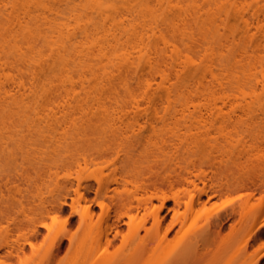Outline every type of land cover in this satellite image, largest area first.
Listing matches in <instances>:
<instances>
[{"label": "bare ground", "instance_id": "1", "mask_svg": "<svg viewBox=\"0 0 264 264\" xmlns=\"http://www.w3.org/2000/svg\"><path fill=\"white\" fill-rule=\"evenodd\" d=\"M110 1L112 0H82L79 3L77 0L76 2L75 0H0V223L4 219L9 221L8 227L12 224V232L20 230L22 223L17 216H14L15 212H9L10 206L3 207V205L8 201L7 195L14 197L13 194H20L23 188L21 185L30 182L29 184L35 187L33 190L36 189L37 203L32 210V217L26 221L29 228L26 243L31 248L33 258L38 259L39 264L56 263L63 249L62 235L55 228L58 214L64 211L66 206L71 208L72 214L77 213L76 201L84 200L85 194L94 191L95 199L78 211V225L83 229L80 230L81 238L88 237L89 243H84L81 238L77 241L73 237H68L69 251L79 243V251L84 252L83 259L79 256L77 260L79 262L76 261L75 264L157 262V264L159 262L185 264L189 260L193 264H200L209 237L223 229V222L227 219L232 221L239 218L238 223L243 226L254 210L252 207H254L255 195L249 193L240 197L238 203L231 204L228 210L225 209L224 214H218L205 226L199 225L206 203L202 199L203 196L209 201L213 195L223 191H245L250 190L251 187H255L254 191L258 192L257 181L254 180L256 178L259 180L258 183L262 182L260 189L264 187V163L260 162V158L264 157V125H262L264 117L258 125L253 126L258 117L249 116V124L242 129L243 131H236L239 127H234L235 134L246 132V136L250 139L237 140L235 145H227V147L211 146L212 149L220 152V156L210 159L209 167H215L221 174L226 173L228 178L225 185H220L219 189L214 190L212 187L208 188L206 184L202 188L198 186L197 181L207 177L204 170L198 169L197 173H180L175 177L168 175L158 183L145 178L110 181L98 179L95 186L79 181L74 188L69 180L61 182L56 170L59 163L62 164L65 160L63 163H66L71 159V156L65 154L70 152L74 137L68 138L61 132L60 135L56 116L60 110L99 106L100 101L117 100L118 96L111 93L113 90L110 86L115 85V80L120 81L122 78L119 83L125 87L124 99L126 97L132 101L130 103L135 108H139L143 102L155 106L158 101H165L170 110L174 108L169 118L171 120L169 122L173 125L169 123V130H166L173 136L171 134V137L162 140L160 146L155 145L154 150L149 152V156L157 157L158 154L165 156L161 165L164 171H167L171 168L170 162L177 159L169 158L168 152L174 150L175 154L189 146L186 138L174 135L173 131L178 130L179 126H185L184 128L189 130L197 125L196 128L199 129L205 126L204 122L208 117H222L221 120L227 119L226 121L234 119L230 114L222 113L221 108L218 109V113L210 110V107H216L219 101L222 105L233 107L240 102L248 104V99L252 100L251 102L254 99L259 100L254 95L256 85H250V91L246 92L244 85L239 84V73L235 75V77L239 76L236 79L231 70H238L235 67L239 65L241 74L247 71L250 73L253 69H257L259 63L258 68H262L261 81L264 89V58L261 59L255 54L256 57L252 55L250 59L249 56L246 57L250 52L244 49L242 54L237 53V56L234 55L230 61L227 59V64L223 65L221 61L219 62L222 66L221 70L231 72L233 75L228 73L226 76L222 72L224 74L222 77L225 78H218L213 73V68L216 67L213 66L214 60L210 65L201 67L197 63L195 67L196 61L190 58L187 51L191 48L189 44H196L207 38L206 32L209 31L207 25L212 26L218 21L221 23L229 22L231 19L240 21L244 25L243 33L249 39L251 27L255 22L256 30L264 35V0H203L202 4L206 7L198 5L202 12L194 9L198 8L197 6H192V10H186L188 6L183 9L184 6H181L182 3L180 5L178 0L177 4L174 3L177 8L179 7L178 15L175 14L177 9L175 10L173 6V0H143L146 3L141 0L140 4L139 0H135L139 8L137 6L130 8L131 0H128L130 6L129 9L124 8V12L117 9L120 5L115 8L114 4L118 5L120 0H113L115 2H112L113 5ZM121 1L127 2V0ZM152 2L154 6L158 5L159 11L158 7L153 8ZM155 2L158 4L156 5ZM147 3H150V6ZM172 9L175 10L174 13H169ZM91 12L94 16L89 17L92 15ZM170 31L179 32H175V36L171 38L166 34ZM216 34L213 35L217 40L220 35ZM176 35L179 38H176ZM179 41H182V45L188 50H184L181 44L175 43ZM218 41L219 45H223L221 39ZM239 56L242 58L239 59ZM216 60L218 62L222 59ZM193 66L200 73V77L191 78L190 71L194 69ZM146 70L148 74L139 76L140 72ZM47 72L49 73L46 74ZM45 74L48 76L45 77ZM74 74L78 80L75 79ZM40 75L39 78L45 79H38ZM130 80L135 81L137 88L142 90L140 95H136L134 89L132 90ZM76 85L85 90L82 95L75 90ZM194 87L196 90L203 88L204 94L201 96L206 103L202 105L210 108H205L206 113H202L201 109L197 111L198 113L190 112L188 109L189 103L187 104L186 101L197 97L193 95ZM153 88L162 95L159 92V95L155 92L157 96L154 95L155 93L151 95L150 91ZM178 105L181 107L180 110L176 109ZM31 113L34 116H44L34 120L35 123L31 121V125L34 124L33 127L31 126L34 131L27 127ZM237 122L240 123V120ZM187 123L190 124L186 125ZM29 131L31 133H28ZM209 135L207 131L204 136L209 139ZM133 136H136V142L141 141L139 133ZM208 143V140L204 141V145ZM255 156L259 159L253 160ZM252 169H256L255 173L251 171ZM229 172L231 174H227ZM251 183L254 185L250 186ZM176 184L181 189L173 191ZM112 185L117 187L111 189ZM128 185L133 186V189H128ZM119 186L123 187L121 191ZM164 187L169 190L163 189ZM257 187L259 188V185ZM71 195L77 198H72ZM68 198L71 200L70 204L67 203ZM99 199L117 200L119 211L112 219L108 212L104 211L106 208L104 202ZM170 201L172 207L166 208V203ZM263 201L264 199L261 198L262 203ZM95 207L100 208L104 213L102 212L101 216L97 215ZM164 209L167 210L166 214H162ZM170 212L171 216L168 219ZM9 213L13 214L12 217ZM96 217H99L97 221L104 220L105 228L97 227L100 222H94ZM255 217L254 227L245 237L247 239L242 243L241 248L237 250L239 257L246 252L249 240L264 234V224L261 222L264 217V207ZM94 223H97L96 228ZM123 225L127 227L126 230L123 229ZM85 226L88 227V231L84 230ZM43 230L46 233H43ZM173 233L180 238L176 254L174 253L171 258L173 260L170 262L168 258L155 262L156 256L168 250L170 236ZM40 237L42 242L35 245L32 241H37ZM118 241L121 243L119 251H126L127 254L114 252L115 254L112 255L113 253L108 252L109 248H113ZM21 251L22 248L16 246L8 252V256H13V253L18 255ZM241 251L244 253L239 254L238 252Z\"/></svg>", "mask_w": 264, "mask_h": 264}, {"label": "rangeland", "instance_id": "2", "mask_svg": "<svg viewBox=\"0 0 264 264\" xmlns=\"http://www.w3.org/2000/svg\"><path fill=\"white\" fill-rule=\"evenodd\" d=\"M81 1L82 0H80L79 2L77 0V2L79 3H81ZM114 1L113 0L110 1L111 4ZM120 1H118L119 3L118 5L117 3L114 4L115 3L114 2L113 4L116 5V7L115 6L113 7L117 8V6L120 5L122 7L119 6V8L117 9L124 12L125 11L124 8L129 9L128 7L130 5H131L130 8L135 7V6L139 8L138 3L140 4L143 0L142 1L139 0L140 2H138L137 4H136L137 0L136 1L131 0L132 3H130L131 2L130 1L129 2L130 5L128 4V0L127 2L125 1V3H123L122 1L120 2ZM153 1H157V0H153ZM176 1L177 3L179 2L178 0H175V1L173 0V4L174 3L177 4ZM182 1L180 0V5L182 3L181 6H184L183 9H186V7L188 6L186 10L188 9L192 10L193 9L192 6L198 7V5L199 7H203V8L206 7L204 4H202L204 3L203 0L202 1L201 0H184L183 2ZM121 3L123 5H121ZM150 3H147V5L150 6ZM157 4L158 2L156 3V5ZM175 4L173 5L175 10L177 9L175 14L178 15L179 7L177 8ZM151 5L154 6V2H152ZM137 7L136 9H138ZM156 7H158V5L154 6L153 8L156 9ZM64 8L63 9L61 8V9L64 10ZM198 8L195 7L194 9H197L202 12V10ZM173 9H172V12H170L171 10L170 9L169 13H174L175 10ZM158 11H159V7H158ZM82 12H79V13L82 14ZM86 12L90 14V12L88 11ZM168 15L170 16V14ZM92 16H94L93 13L91 16L89 15V17H92ZM70 23H72V21ZM254 24L251 27L250 39L247 38L243 33L244 25L238 20L231 19L229 20V22H226V23H223V22L221 23L218 21L216 24H213L212 26L207 25L208 28L207 27L206 28L207 30L209 29V31L206 32L208 33L207 38L205 40H201L199 43L189 44L191 47L189 48V50L188 48H185L186 46L182 45V41L175 42V43L176 44L178 43V45L181 44V46L184 47L183 48L184 50H188L187 54L189 53L188 55L190 56V58L192 57V59L196 61L194 65L195 67L197 63H198L197 65H201V67H203L204 65L206 66L210 65L212 63V60H214L213 62L215 64H213V66H216V67L214 68L212 67L214 71L213 73L218 78H225V76L224 77L222 76L224 74L227 76L229 72L227 73L226 71L221 70L222 66L220 65V63H222L223 65L227 64L228 63L227 59H229L228 61H230V59L234 55L237 56V53L242 54L244 49H246L248 52L251 53V54L248 53L246 57L248 56L250 57L252 55H253L252 57H256L257 55L261 59L264 58V35L256 30V27H254L256 26V24L255 25ZM171 32L172 31L166 34L170 35V37L172 38V36H175L176 31L174 33H171ZM214 33L215 34L217 33L216 35H220V37L217 40L215 39L217 37L213 35ZM177 35H176V38H179V36L177 37ZM219 39H221V42H222L221 44L223 45H219V41H218ZM184 43L185 42H183V44ZM48 53L49 52H47V54ZM220 58L222 60H219L217 62L216 59H220ZM238 58L241 59L242 57L240 58L239 56ZM258 61L260 60L258 59ZM229 64H231V62ZM258 64L256 67L257 69H253L252 72L250 73L249 71L245 72L246 75L245 73L244 74L240 73L241 69L239 70L240 68V67L238 68L239 65L237 66L234 65V67L236 66L235 68H237L238 70H234V69H232L234 71L231 70V72H233L234 74V77L235 75L239 73L240 78L239 76H236L235 78L236 79L239 78L238 79V81L240 82L239 84L242 86L244 85L246 92L250 91L249 90L250 85H256V90H255L254 95L258 97L259 99L258 101H256L257 99L256 100L254 99L253 102H251L252 100L250 101L248 99L247 100L248 104L246 102H240V104H237V106L235 105L233 107L229 105L227 106L222 105V103L219 101L217 102L216 107L213 106V107H210L211 108L210 109L202 105L206 103L204 102L203 97L201 96L202 94H204L203 88L200 87L198 90H196L195 87L193 88V95H197V97L195 96L194 99L192 98L190 101L188 100L189 102L186 101L187 104L189 103L188 109L190 112L195 113L201 109L202 113H206L207 111L206 109H210L214 113V112H217L219 108H221L222 113L230 114L231 116L234 117V119L230 121H226L227 119L221 120L222 117H219V118L218 117L215 118L216 116L211 117V118L208 117V119H206L204 122L205 126L199 129L196 128L197 125L191 127L189 130L184 128L185 126H179L178 130L173 131L174 135H180L181 137L186 138L187 140L186 142L189 143V146L188 148H184L180 152H177L175 154H174V150L168 152L167 156L169 158L171 157L173 159L174 158H177V159L172 160L170 162L171 168H169L167 171H164V168L161 165V163L164 162L165 156H162L160 154H158L157 157H154L152 155L149 156V152L154 150L153 148H155L154 147L155 145L156 147L160 146L162 143V140L171 137V134H172V133L171 134L167 133L166 130H169L168 124L171 122L169 118L171 117L173 113L172 110L174 108L171 110L168 109L169 107L165 101H162V102L158 101L156 102L155 106L143 102L142 104L144 105L141 104L139 108L137 107L135 108V106H133L130 103L132 101H130L126 97L124 99L125 90L123 89H125V87L120 85L122 83H119L120 81H122L121 80L122 78H121L120 81L118 79H117L118 81L115 80L114 82L115 85L113 84L111 85L113 87L110 86V88L114 91V92L112 91L111 93L118 96L117 100L116 99L103 100L102 102L100 101L101 105L99 104V106L98 105H94L93 107L83 106L84 108L78 107L76 109L75 107L74 109L60 110L56 116L57 127H58L57 130L59 131V133L60 132L64 133L66 137L68 138L74 137L73 138L74 144L70 148L69 150L70 152L68 154H65L66 156H71L70 157L71 159H68L66 163H63L66 160L62 161V164L59 163V166L56 170L58 179L61 182L67 181V180L71 181L74 185V188L76 187L79 181L82 183H88V184L95 186L96 180L98 179L110 181L112 179H126V180L133 179L134 180L136 178H139V179L145 178L152 182L158 183L164 177L168 175L175 177L179 175L180 173H183V174H186L187 172L197 173L198 171L196 170L198 169V170H204L207 175V177L205 176L204 180L197 181L198 186L200 188H202L203 185L206 184L208 188L212 187L214 188V190L219 189L220 185H225L227 183L228 178H226V173L221 174L215 167L213 168L209 167L210 163H208V161L212 158H217L218 156H220V152L215 151V149H212L211 146H219V147L226 146L227 147V145L228 146L235 145L237 143V140L250 139L248 136H246V132L245 133L239 132L238 134H235L234 127L238 126L239 130H236V131H241L242 129H245L248 126L247 124H249L248 122L249 116H253L256 118L258 117V120H256L257 121L256 124H253V126L258 125L261 122V119L264 117L263 116L264 89L262 86L263 83L261 81L262 68L261 69L260 67L258 68ZM222 72H224V74ZM231 72L229 74H232ZM48 73L49 72H47L46 74ZM46 74H45V77L48 76V75L46 76ZM146 74H148V70L140 72L139 76L146 75ZM199 74L200 73L196 70V68L191 69L190 71L191 78L192 77L198 78L200 77ZM38 75H39V72H38ZM41 75L38 76V79L44 80L45 78H39L41 77ZM123 76L125 77V75ZM74 77L76 80H78L75 74H74ZM129 84L132 86V90L134 89L133 91L136 93V95H140V93H142L141 92L142 90L140 91V89L137 88L135 81L130 80ZM80 88L78 85H76L75 90L77 92H80L78 94H81V93L83 94L85 90L80 89ZM106 89H108V87H106ZM150 92H151V95H153L155 92H157L158 94L159 91L153 88ZM159 93L160 95H162L161 92ZM157 94L155 93L154 95L157 96ZM89 102L94 103L93 101H89ZM72 104L74 103L72 102ZM176 109L180 110L181 107L178 105L176 106ZM33 112L35 113V111ZM29 117H30L29 119L31 120L27 118L28 119L27 127H29V129H32L33 127L32 125L34 124L31 125L32 123L31 121L33 120L34 122V120H36L38 117L39 118L42 117V115L34 116V114L31 113L29 114ZM205 117H207V115H205ZM238 120H240V123L237 122ZM189 124L190 123H187L186 125H189ZM207 131L210 133L209 139H207L208 137L204 136ZM28 133H31V131H29ZM136 133H139L141 135V139H140L141 141H137L138 143L136 142V136H133ZM29 139H30V136H29ZM31 140H33V138ZM205 140L209 141L207 145H204ZM147 154H148V157H147ZM254 158L259 159V157L257 158L256 156L253 157V160ZM64 159H67V158L64 157ZM60 160H62V158ZM136 161H138L137 164H136ZM214 161H217V160H214ZM260 162L261 164L264 163V157L260 158ZM254 164H256V162H254ZM255 170L256 169H252L251 171L254 172ZM227 174H231V172ZM254 180L257 181L256 185L257 186L259 185V188L256 186V188L259 189L258 192L254 191L256 190L255 187H251L250 190H245V191H237V192L236 191H233V192L223 191L221 193L213 195V197L210 198L209 201H207L206 196L202 197L203 201H206V203L202 211V216L199 221L200 223L199 225L205 226L206 223H208L209 221L211 220L213 221V219H215V217L218 214L220 213L224 214V210L225 209L228 210L231 204L238 203L240 200V197H244L245 195L249 193H253L255 195V199L253 200L254 207H252L254 210L252 214L249 213L250 217L247 220V222H245V224L243 223L244 225L241 226L242 224L239 225L238 223L239 218L238 219L236 218L237 220L235 219L232 221L231 220L228 221V219L225 220V222H223V225H224V227H222L223 229L219 230V232L217 231L213 233L209 237L208 242L203 251V257L201 259L200 264H264V234L249 240L247 248H246V252L245 253L242 251L241 253L238 252L239 254H243V253L244 254L241 255L240 257L237 256L238 248H241L240 246L243 245L242 243H244L247 239L245 237H247V235L250 233V231L254 227V223L256 219L255 216H257V213L258 212L260 213V209L264 207V201L263 203L261 202V198L262 200L264 199V192H262L264 191V187L260 189V187L262 186V182L261 184L260 182L258 183L259 180L257 178ZM255 181L253 182L256 183ZM254 183H251L250 186H253ZM28 184L25 183L24 186L21 185V187L23 188L20 194L18 195L13 194L14 197H11L8 195L6 196L8 201L5 205H3V207L10 206L8 207L9 212L11 213L15 212L14 216L15 217L17 216L19 218L18 220L21 221L22 227L20 228V230L12 232V227H13L12 224L10 225L11 226L10 228V226L8 227L9 221H6L4 219L1 220V223H0V264H39L38 259L33 258L31 248L26 243V240H27L26 237L29 231L26 221L30 217H32V210L34 209L35 204L37 203V200L35 202L36 193H37L35 192L36 189L33 190V188L35 187H32V185L30 184L28 185ZM114 187H117V186L112 185L110 188L112 189ZM127 187L128 189H131V190L133 189V186L131 185H128ZM118 188L120 191L123 189V187H120V186ZM163 189L169 190V188H166V187H164ZM178 189L180 190L181 187L176 184L175 189L173 191H176ZM37 197H38V194H37ZM71 197L77 198L75 195H71ZM84 197H85L84 200L79 199L80 201L79 200L76 201L78 203L75 204V208H76L75 211L77 210L80 211L79 209L82 210V207H85V205H87L90 201H93L95 199L94 191L90 192L89 194H85ZM99 200L104 202L105 207H106L104 211L108 212V214L110 215L112 219L113 216L119 211L117 208L118 205H116L117 200L115 201L111 199H99ZM67 203L68 204L71 203V200L69 198L67 199ZM167 207H172L171 201L166 203V208ZM19 209L21 212L19 211ZM10 210H12L13 212ZM17 211L19 212L17 213ZM78 211L77 213L72 214L73 211L71 210V208L69 206H66L65 210L60 212L57 216V219L55 222V228L59 231L60 235H62L63 249L57 258V262L56 263L54 262L53 264H75V262L79 259V256L81 257V259H83L84 252L83 251L81 252V250L79 251V248H78L79 243L75 245L70 251L68 250V245H69L68 237H73L74 240L78 241L82 235L81 233L82 231L80 230H83V229L79 228V225H78L79 224V215H78L79 212ZM95 211L97 215L99 214V216H101L102 212L104 213V211H102L98 207H95ZM166 213H167V210L164 209L162 211V214H166ZM9 215L12 217L13 214L9 213ZM168 215H169L168 219H170L171 212L168 213ZM94 220H95L94 222H100V225L98 223L97 227L98 226L102 228L106 227V223H104V220L97 221L99 220V217L98 218L96 217ZM123 220L127 221L126 218H123ZM261 222L262 224H264V217L262 218ZM108 223H110V221ZM96 224L94 223L95 228H96ZM149 226L150 225H148V227ZM122 227L124 230H126L127 228L125 225H123ZM87 229L88 227L85 226L84 230L86 231ZM175 230H177V228ZM43 233H46V232H44L43 230ZM85 237L81 238V240L84 243H87L88 237L87 239ZM179 240L180 238L175 236V234L173 233L170 236V244H169L168 250L164 252L162 251L163 253L158 252L160 253V255L156 256L154 261L157 262V261H161V260L169 258L171 262L173 260V259L171 260L172 255L177 251L180 245ZM32 242L35 245H39L42 242V237H40L37 241H32ZM84 245L86 246V244ZM16 246H19L20 248H22V251L19 252L18 255H15V253H13V256L12 255L8 256L9 254L8 252L11 251ZM119 247L121 248V243L118 241L116 242L113 248L111 247L109 248L110 250L108 252L113 253L112 255L115 254L114 252L118 254L126 253V251L125 252L119 251ZM157 263H154V264H157ZM186 263L193 264V262L190 260L189 262H186Z\"/></svg>", "mask_w": 264, "mask_h": 264}]
</instances>
